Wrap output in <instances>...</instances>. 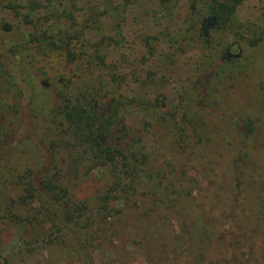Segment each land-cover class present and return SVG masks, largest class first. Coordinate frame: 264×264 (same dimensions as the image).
<instances>
[{"label": "rangeland", "instance_id": "rangeland-1", "mask_svg": "<svg viewBox=\"0 0 264 264\" xmlns=\"http://www.w3.org/2000/svg\"><path fill=\"white\" fill-rule=\"evenodd\" d=\"M215 1L231 3L0 0V264H264V0L238 5L234 30L215 27ZM59 95L114 102L123 137L160 157L139 159L140 192L114 201L90 250L47 196L27 194L29 178L60 173L93 218L110 183L85 147L57 166L39 150ZM170 200L182 213L168 227Z\"/></svg>", "mask_w": 264, "mask_h": 264}, {"label": "trees", "instance_id": "trees-1", "mask_svg": "<svg viewBox=\"0 0 264 264\" xmlns=\"http://www.w3.org/2000/svg\"><path fill=\"white\" fill-rule=\"evenodd\" d=\"M230 1L231 3L227 4L214 2V15L217 22L215 27L217 29H235L231 23L237 6L244 0ZM58 97L61 103L60 108L47 111L45 130H41V134L39 133V144H41L39 150L43 154L44 147H46L51 164L57 166L59 157L64 154L63 152L59 155L60 151L69 149L70 146L85 147L84 155L94 165L104 167L108 171L110 183L102 195L101 206L93 218L92 215H87L89 206L87 203H78L76 206L72 203L70 194H67L65 185H62L60 173L39 174L29 178L27 194L29 198L33 197L35 193L47 196L52 209L59 214L60 228L73 232L84 231L86 237H84L83 246L90 250L95 248L98 242L104 243L103 237L112 231L111 217L114 201L122 195L131 198L136 197L140 192V190L138 192L137 187H140L145 176L141 171L139 159L150 161L151 158L152 163L155 164L157 160L158 164L160 157L153 158L149 155L142 134L140 137H131L130 139L123 137V131L117 129L118 105H115L114 102L110 104L108 109L103 110L95 105L96 99L92 96H87L82 101L76 99L68 102L65 101L64 96L59 95ZM6 120L7 118L3 119L2 126ZM247 127L250 132L253 128L251 120L248 121ZM8 135L6 134L4 139ZM19 135L17 134V138ZM68 137L69 139H67ZM71 156L69 158L74 164L82 158L81 155L72 158ZM43 158H46V154ZM74 175L77 176L78 174ZM177 200L169 201L174 203L171 204L174 209H163L162 215L159 216L163 219L162 222L165 226L171 227L175 220H178L177 216L182 213L181 207L176 205ZM135 207L140 211H145V215L151 212L150 209L143 208L141 204ZM179 220L184 221L180 218ZM157 226L162 232V224L158 223Z\"/></svg>", "mask_w": 264, "mask_h": 264}, {"label": "water", "instance_id": "water-1", "mask_svg": "<svg viewBox=\"0 0 264 264\" xmlns=\"http://www.w3.org/2000/svg\"><path fill=\"white\" fill-rule=\"evenodd\" d=\"M214 21H215V20H213V19L209 20L208 25L204 28V33L207 32V27H208L209 25H212V24L214 23Z\"/></svg>", "mask_w": 264, "mask_h": 264}]
</instances>
